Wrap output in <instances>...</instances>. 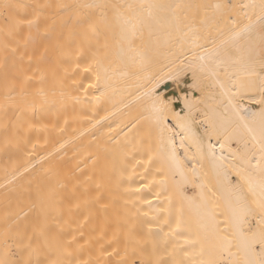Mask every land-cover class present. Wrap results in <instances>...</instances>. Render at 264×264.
<instances>
[{
    "label": "bare ground",
    "instance_id": "obj_1",
    "mask_svg": "<svg viewBox=\"0 0 264 264\" xmlns=\"http://www.w3.org/2000/svg\"><path fill=\"white\" fill-rule=\"evenodd\" d=\"M261 3L0 0V259L239 264L226 222L243 203L258 227L264 181ZM101 4L114 7L106 61L96 38L108 11L89 7ZM133 27L130 52L122 38ZM178 168L191 202L177 191ZM149 223L163 231L149 236Z\"/></svg>",
    "mask_w": 264,
    "mask_h": 264
},
{
    "label": "snow or ice",
    "instance_id": "obj_2",
    "mask_svg": "<svg viewBox=\"0 0 264 264\" xmlns=\"http://www.w3.org/2000/svg\"><path fill=\"white\" fill-rule=\"evenodd\" d=\"M5 8L9 7V5L5 4ZM89 7H97V8H104L106 7L105 5H90ZM130 7V6H129ZM149 7H157V8H163L165 7L164 5H150ZM177 9L182 7V5H176L175 6ZM226 7V5H221L217 4L216 8H222ZM261 7V14L262 18H264V0H262V3L260 5ZM28 23L31 25L33 22L28 21ZM95 31V29H93ZM135 30L133 27V31L128 34L123 36L122 38V43H126L128 50L134 51V38H135ZM161 123H163V119L161 120ZM262 136H264V128H262ZM260 153H261V159H264V140L261 141L260 143ZM175 158V157H174ZM189 171L193 172L195 174L197 170V164L192 163L191 167L188 169ZM177 175L180 176V180L175 181L177 191L180 195V197L183 200L186 201H193L195 197H189L186 195L185 188L187 187L189 181L187 178L184 176V172L182 169L178 168L177 169ZM237 176V181L236 184L234 185L235 187H239L240 181L245 180L246 178L244 175L240 172H236ZM227 178V177H226ZM229 183L232 184V181L229 180ZM249 183H251L249 181ZM200 188V191L197 193L198 198L201 201L207 202L208 196H206L205 192L203 191V186H198ZM209 193H211V189H209ZM211 195H215L214 193H211ZM261 201L259 203V212H260V220L258 222V227L253 230L250 226L248 225V219L250 216L253 215L252 210L247 208L243 203L240 204V210H239V215L235 219V221H227L230 226L234 228V231L236 232L237 236L239 237L238 242L236 244L237 247V253L243 252V260L239 262V264H264V181H261ZM242 200V198H240ZM148 203H151L150 201ZM160 211H166L165 209H160ZM178 212H181V209H177ZM144 215L147 216V213ZM209 217L212 221L213 228L214 230L219 229V225L216 224L215 222V216L212 213H209ZM152 220H156L157 218L153 216L151 218ZM164 223H168L167 220L164 221ZM143 227L147 229V233L149 236L153 234V229H155L157 232L163 231V228L160 226L159 223L157 224H146ZM181 228V217H177V222L175 228L171 229L169 232H165L164 235L167 236H174L176 232H178ZM226 239V238H225ZM189 241L185 239V243H188ZM194 242V241H193ZM228 244L229 251L232 246V241L227 240L226 241ZM0 264H8L6 260L0 259ZM206 264H216L215 261L209 260L206 262Z\"/></svg>",
    "mask_w": 264,
    "mask_h": 264
},
{
    "label": "rangeland",
    "instance_id": "obj_3",
    "mask_svg": "<svg viewBox=\"0 0 264 264\" xmlns=\"http://www.w3.org/2000/svg\"><path fill=\"white\" fill-rule=\"evenodd\" d=\"M110 4H111V2L108 3V5H110ZM111 5H112V4H111ZM111 5H110V6H111ZM105 8H107V10H106V9H105V10L108 11V12H107V13H108L107 15H108V18H109V19L106 18V20H110V19H111L110 16L112 17V15H113V14H110V13L112 12V10H113L114 7L112 8V7H108V6H106ZM109 8H110L111 10H110ZM106 11H105V12H106ZM113 11H114V10H113ZM113 13H114V12H113ZM107 15H104V13H103V14H102V17H103V16L107 17ZM185 17H186V16H185ZM100 18H101V15L99 16V19H100ZM103 19H105V18H102V20H103ZM184 19H185V18H184ZM102 20H99L100 23H99V25H98V28H99L98 30H100V32L98 31L99 34H97L98 37L96 38V39H97L96 41H97V45H98V43L101 42V43L98 45V48H97V50L99 49V50H98V54H99V56H100V54H101V55H102L101 58H102L103 60L106 61V60H109L110 58H112V57L109 55V54H111V52H109L108 49L110 48V50L112 51V47L115 46L116 43H115V41H114V40H115V36L113 35L112 32H110V31H112V30H111L110 27H109V26H110L109 24L111 23V20H112V19H111L110 21H107L108 23H105L106 21H104V20L102 21ZM101 22H102L103 24H102ZM106 24H108V28H107V25H106ZM44 25H47V21L44 22ZM102 28H103V29H102ZM101 31H102V32H101ZM105 31H106L107 33H106ZM98 38H99V40H98ZM103 43H105V49L103 48V47H104ZM114 43H115V44H114ZM108 44H109V48H108ZM101 45H102V46H101ZM112 45H113V46H112ZM107 48H108V49H107ZM100 49H101V50H100ZM113 49H114V48H113ZM100 51H102V52L99 53ZM103 51H105L106 53H103ZM45 52H47V48L45 49ZM108 53H109V54H108ZM104 54H105V55L108 54L109 57H108V55L105 56ZM111 55L113 56V54H111ZM103 57H105V58H103ZM106 57H108V59H107ZM141 234H142V233H141ZM142 235H143V234H142ZM142 235H141V237H142ZM139 236H140V235H139ZM137 237H138V236H137ZM141 237H140V239H141ZM144 237L147 238V236H144ZM131 239H132V238H131ZM134 239H135V237H134ZM147 239H148V238H147ZM129 240H130V239H129ZM135 240H136V239H135ZM137 240H139V239H137ZM141 240H144V238L141 239ZM141 240H140V241H141ZM125 241H126V240H125ZM128 242H129V241H128ZM128 242H127V244H128ZM130 242H133V241H130ZM136 242L139 243L138 245L135 244V245H136V248H135V249L137 250V247L140 245L141 242H138V241H136ZM144 242H145V240H144ZM146 242H148V241L146 240ZM133 243H134V242H133ZM131 244H132V243H131ZM142 244H143V241H142L141 245H142ZM135 245H133V246H135ZM144 245H145V243H144ZM144 245H143V246H144ZM146 245H147V243H146ZM146 245H145L144 247L141 246L142 250L144 249V250L146 251V249L150 248V247L145 248ZM149 245H150V244H148V246H149ZM128 246H129V245H128ZM130 246H131V245H130ZM133 248H134V247H133ZM141 248L139 247L140 250H141ZM130 249H131V248H130ZM140 250H137V251L140 252ZM142 250H141V253H143ZM149 250H150V249H149ZM147 252H148V251H147ZM144 253H145V252H144ZM147 256H148V255L146 254V257H147ZM141 257H143V256H141ZM144 260H146V259H144ZM138 261H139V260H138ZM142 261H143V260H142ZM143 262H144V261H143ZM146 262L149 264V260L146 261ZM138 263H139V262H138ZM140 264H141V263H140ZM143 264H144V263H143ZM145 264H146V263H145Z\"/></svg>",
    "mask_w": 264,
    "mask_h": 264
}]
</instances>
